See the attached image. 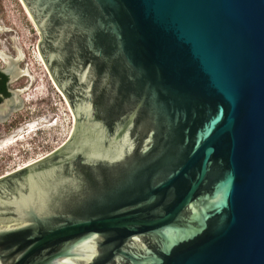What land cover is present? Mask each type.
I'll use <instances>...</instances> for the list:
<instances>
[{
    "label": "water",
    "instance_id": "1",
    "mask_svg": "<svg viewBox=\"0 0 264 264\" xmlns=\"http://www.w3.org/2000/svg\"><path fill=\"white\" fill-rule=\"evenodd\" d=\"M20 1L75 124L0 178V264H264V0Z\"/></svg>",
    "mask_w": 264,
    "mask_h": 264
},
{
    "label": "rangeland",
    "instance_id": "2",
    "mask_svg": "<svg viewBox=\"0 0 264 264\" xmlns=\"http://www.w3.org/2000/svg\"><path fill=\"white\" fill-rule=\"evenodd\" d=\"M40 41L21 1L0 0V68L10 72L8 99L19 104L4 116L7 99L0 102V147L20 132L25 135L16 147L0 152V178L52 156L69 140L75 124L70 106L37 53Z\"/></svg>",
    "mask_w": 264,
    "mask_h": 264
},
{
    "label": "flooded vegetation",
    "instance_id": "3",
    "mask_svg": "<svg viewBox=\"0 0 264 264\" xmlns=\"http://www.w3.org/2000/svg\"><path fill=\"white\" fill-rule=\"evenodd\" d=\"M0 73L6 77L5 82L3 83V86L6 88V92L8 96H4L3 94H0V102H2L5 99H8L11 95L12 92L10 90V84H11V79H10V72L7 71V68H0Z\"/></svg>",
    "mask_w": 264,
    "mask_h": 264
},
{
    "label": "bare ground",
    "instance_id": "4",
    "mask_svg": "<svg viewBox=\"0 0 264 264\" xmlns=\"http://www.w3.org/2000/svg\"><path fill=\"white\" fill-rule=\"evenodd\" d=\"M23 5V4H22ZM24 7V6H23ZM25 9V8H24ZM25 11H26V9H25ZM26 13H27V11H26ZM27 15H28V13H27ZM29 16V15H28ZM29 18H30V16H29ZM30 20H31V18H30ZM32 21V20H31ZM26 100V99H25ZM34 126H31L30 127V129H32ZM17 136H20L18 139H17ZM22 136H25L24 135V132H20L18 135H16L11 141H9L8 143H6V144H3L2 145V147H0V152L3 150V149H6L7 147H10V146H14V147H16V145H15V143H20V142H23L24 141V137H22ZM16 140V141H15ZM40 160V159H39ZM25 166H27V165H25Z\"/></svg>",
    "mask_w": 264,
    "mask_h": 264
},
{
    "label": "trees",
    "instance_id": "5",
    "mask_svg": "<svg viewBox=\"0 0 264 264\" xmlns=\"http://www.w3.org/2000/svg\"><path fill=\"white\" fill-rule=\"evenodd\" d=\"M5 80H6V77L0 73V94H3L4 96H8L6 92V88L3 86V83L5 82Z\"/></svg>",
    "mask_w": 264,
    "mask_h": 264
}]
</instances>
